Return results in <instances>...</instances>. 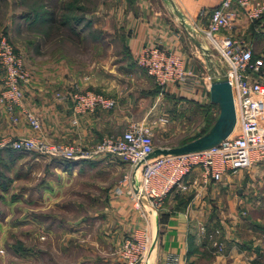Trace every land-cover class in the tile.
Segmentation results:
<instances>
[{
  "label": "rangeland",
  "instance_id": "obj_1",
  "mask_svg": "<svg viewBox=\"0 0 264 264\" xmlns=\"http://www.w3.org/2000/svg\"><path fill=\"white\" fill-rule=\"evenodd\" d=\"M153 11L162 12L164 16L173 12L174 17H178L165 0H0V36L8 39L17 55L24 57V52H31L29 58L35 61V65L54 57L73 61L79 70H84L86 65L89 67L91 62L96 63L93 85L87 88L109 93L115 88L108 82L112 76L108 77L109 73L103 67L111 57L108 49L125 51L131 21L136 16L144 17ZM46 12L57 14L59 24L50 26L46 21L49 18ZM71 17H77L80 22L75 27L83 32V38L72 33L70 23L73 25L74 22L61 24V21ZM247 20L244 31L235 26L227 29V35L246 42L253 51L254 61H264V12L253 20ZM39 46L42 52H39ZM206 48L210 61L197 71L202 83L198 97L185 94L186 97L180 96L177 102L165 94V103H160L146 117L142 118L141 111L136 110L138 117L134 121L144 122L151 128L155 146L183 144L206 133L214 124L219 109L211 103L205 85L213 77H218L226 69V64L218 51L209 44ZM259 77L264 81V64ZM3 81L4 69L0 65V89ZM156 86L151 87L154 89ZM149 104L151 106L152 103ZM130 119H114L111 125L104 127L99 139L87 146L105 137L121 134L132 121ZM4 138L17 137L0 135V141ZM61 142L74 143L69 140ZM26 153H30V157L45 159L30 167L29 189L40 196L27 203L25 196L22 198L21 166L14 162L11 165L9 160L0 163V191L4 188L8 190L4 202L13 201L12 205H5L0 199V217L4 212L10 220L17 221L27 214L31 221L0 230V238L4 237L0 239L3 241L0 264H124L119 259L118 250L128 232L118 219V202L123 195H119V188L126 177L129 178L128 165L108 155L72 161L70 166L62 158ZM248 175L243 173L242 182L236 181L230 187V196H224L215 204L226 212L218 222L234 228L249 225L264 229V174L254 176V185H246ZM45 195L49 201L46 206L39 202ZM234 205L238 209L233 213L231 208ZM240 207H243V213L239 211ZM0 221L5 223V218ZM154 260L155 251L152 260L147 262L154 264Z\"/></svg>",
  "mask_w": 264,
  "mask_h": 264
},
{
  "label": "crops",
  "instance_id": "obj_2",
  "mask_svg": "<svg viewBox=\"0 0 264 264\" xmlns=\"http://www.w3.org/2000/svg\"><path fill=\"white\" fill-rule=\"evenodd\" d=\"M165 1L171 5L169 1ZM172 1L182 12L189 27L185 26L179 17H174L173 12L164 16L162 12L153 11L144 17L136 16L131 21L125 51L113 52L108 49L111 57L109 56L110 59L104 62L103 67L108 71V77L112 76L108 82L115 89L103 94L115 99L116 104L111 109L98 108L94 112L76 115L70 99L56 97L57 93L68 94L76 90H91L87 87L93 85L96 63L91 62L89 67L86 65L84 70H79L73 61L65 57H54L53 60L50 59L45 63L38 60V65H35V61L29 58L31 52H24L23 59L29 71V78L23 84L22 105L16 109L18 120L11 121L0 105V135L42 136L49 140H69L89 145L99 139L104 127L111 125L114 119L122 117L123 121L125 118L137 120L136 110L141 111L142 118L146 117L153 109H157L160 103H165V94L175 101L180 96L186 97L188 94L198 97L200 89L191 92L178 85L167 89L161 88L136 63L139 53L146 46H158L179 54L185 59L186 67L196 71L204 67L205 62L210 61L206 54L208 42L203 31L208 26L212 9L222 0ZM242 14V12L237 14L232 24L233 27L237 26L239 30L244 31L248 20ZM222 34H228V31L223 30ZM38 49L39 52L43 51L41 46ZM124 53L127 56H123ZM37 58L40 59V56ZM124 76L126 77L123 79ZM153 85H157L158 88L156 86L153 89L151 87ZM205 86L208 92L210 83ZM180 103L182 104L183 101ZM25 110L39 116L40 131L34 130L29 125ZM7 160L11 161V165L14 162L18 167L21 166L22 198L25 196L27 203H31L40 195L29 189L30 167L37 166L45 159L41 156L30 157V153L18 152L10 147H0V163ZM243 173L249 174L245 178L246 185H254V176L264 174V159L253 163L251 167L237 175L225 177L223 181L211 183L206 188L194 183L197 174L194 172L187 177L188 189L173 191L158 210L145 208L141 213L133 207L126 196L125 199L122 196L121 201L118 202V219L122 221L124 230L127 229L125 239L136 232L140 233L141 228L146 225L151 236L156 237L157 245L147 258L148 262L152 260L155 251L154 264H171L168 260L171 254L178 255L177 264H264L262 227L245 225L241 228V225H238L234 228L218 222L222 218L221 215L226 212L215 204L222 198L230 196L228 195L230 187L236 181L242 182ZM7 195L6 188L0 191V199H3V202L7 199ZM39 202L44 206L49 204L46 195ZM3 204L12 205L13 201ZM235 209H238V206L234 205L231 211L234 213ZM240 209L239 211L243 213V207ZM2 213L3 217L1 216L0 219L5 218V223L0 221V230H8L31 222L27 214H23L15 221V219L10 220L8 214ZM3 239L4 237L1 240ZM1 240L0 246L3 242Z\"/></svg>",
  "mask_w": 264,
  "mask_h": 264
},
{
  "label": "built area",
  "instance_id": "obj_3",
  "mask_svg": "<svg viewBox=\"0 0 264 264\" xmlns=\"http://www.w3.org/2000/svg\"><path fill=\"white\" fill-rule=\"evenodd\" d=\"M241 12L247 19L259 17L264 12V0H222L212 9L208 26L203 31L208 44L225 61L224 72L232 87L237 112L234 131L219 144L184 154L149 157L156 148L151 128L144 122L129 121L121 134L105 137L92 146L53 141L42 136H22L4 138L0 147L70 161L108 155L117 157L129 166V178L126 177L119 188V195L126 196L141 213L145 208L158 210L173 191L188 189L187 177L194 172L197 173L194 183L206 188L248 169L264 159V81L259 77L264 61L253 60V51L246 42L222 34L223 30L233 28V20ZM136 63L163 89L178 85L197 92L202 85L198 72L186 67L181 55L158 46L144 47ZM0 65L4 69L0 105L10 120L16 122V109L22 105L23 84L28 81L29 71L23 57L1 36ZM56 97L70 99L76 115L98 108L111 109L116 104L115 99L93 90L57 93ZM25 115L29 125L40 131L39 116L29 110H25ZM156 245V237L151 236L145 225L140 233L122 241L118 256L124 264H146ZM168 260L177 264L179 257L171 254Z\"/></svg>",
  "mask_w": 264,
  "mask_h": 264
},
{
  "label": "water",
  "instance_id": "obj_4",
  "mask_svg": "<svg viewBox=\"0 0 264 264\" xmlns=\"http://www.w3.org/2000/svg\"><path fill=\"white\" fill-rule=\"evenodd\" d=\"M174 12L181 19L182 23L189 27L184 20L183 14L176 7L172 0ZM207 51V49H206ZM208 95L211 103L218 106L219 113L211 128L204 134L177 146L156 147L148 156L155 157L161 154H184L215 146L227 138L235 129L237 113L233 97L232 87L225 72L222 70L218 77H213L210 82Z\"/></svg>",
  "mask_w": 264,
  "mask_h": 264
},
{
  "label": "trees",
  "instance_id": "obj_5",
  "mask_svg": "<svg viewBox=\"0 0 264 264\" xmlns=\"http://www.w3.org/2000/svg\"><path fill=\"white\" fill-rule=\"evenodd\" d=\"M46 14L47 15H49V18L46 20L47 21V23L51 26V25H54L55 23H58L59 24V18H58V15L57 14H55L54 12H50V13H48V12H46ZM51 16V17H50ZM76 18V19H75ZM75 19V20H74ZM70 21H72V23H73V25H71V23H70V29L72 30V33H74L75 34V36L76 37H78V36H81L82 38L84 37L83 36V32H81L80 30H78L76 27H75V25L77 24V23H80L78 20H77V17H71V19H69V20H63V21H61V24H63V25H67L68 24V22H70ZM80 21H81V19H80ZM202 135V134H201ZM200 136V135H199ZM198 137V136H197ZM190 141V140H189ZM188 142V141H187ZM186 143V142H185ZM184 144V143H183ZM181 145V144H180ZM62 161H64V163H66V164H68V165H73L72 163V161H70V160H65V159H63ZM78 161V160H77ZM60 162V161H59Z\"/></svg>",
  "mask_w": 264,
  "mask_h": 264
},
{
  "label": "bare ground",
  "instance_id": "obj_6",
  "mask_svg": "<svg viewBox=\"0 0 264 264\" xmlns=\"http://www.w3.org/2000/svg\"><path fill=\"white\" fill-rule=\"evenodd\" d=\"M237 113V112H236ZM153 251V250H152Z\"/></svg>",
  "mask_w": 264,
  "mask_h": 264
}]
</instances>
